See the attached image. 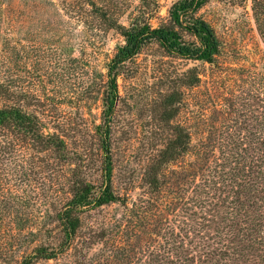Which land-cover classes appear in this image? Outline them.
Instances as JSON below:
<instances>
[{"label":"rangeland","instance_id":"rangeland-1","mask_svg":"<svg viewBox=\"0 0 264 264\" xmlns=\"http://www.w3.org/2000/svg\"><path fill=\"white\" fill-rule=\"evenodd\" d=\"M89 1L0 0V83L15 94L10 104L36 114L46 132L64 139L71 156L84 157V177L100 187L103 152L97 128L103 123L106 67L124 38L115 30L94 37V31L78 23L87 20ZM93 1L113 5L117 19L125 26L141 5L139 0ZM157 1L159 10L151 19L154 28L168 21L169 9L178 0ZM256 3L259 0H210L200 10L199 15L212 25L221 42V54L214 65L166 57L157 43L134 59L118 79L120 97L112 116L114 189L118 195L128 196L129 209L134 210L130 213L117 203L87 212L83 215V240H94L105 229L107 237L102 244L99 241L94 248L85 247L86 257L72 251L36 264H75V260L91 264L90 259L102 246L124 247L133 257L155 238L147 225L152 222L157 200L168 215L173 214L175 205L181 213L177 193L182 185L177 179L182 183L191 174L199 178L203 164H212L220 156V146L246 126L252 109L259 116L263 113L264 10L256 12ZM77 34L80 41L75 39ZM193 67L201 81L197 87H181L182 107L169 123L164 94L176 76ZM7 103L0 98V107ZM175 124L191 132L193 148L168 165L164 173L169 184L161 194L152 196L156 200L142 204L144 168L163 147ZM59 159L51 163L52 168L39 165L37 174L30 164L17 167L15 177L9 176L6 183L21 200L10 205L0 198V264H19L23 257L34 255L42 243H57L55 215L65 201L74 168ZM141 225L147 227L145 232Z\"/></svg>","mask_w":264,"mask_h":264},{"label":"trees","instance_id":"trees-1","mask_svg":"<svg viewBox=\"0 0 264 264\" xmlns=\"http://www.w3.org/2000/svg\"><path fill=\"white\" fill-rule=\"evenodd\" d=\"M139 1L140 8L129 26L120 23L113 5L106 1L101 4L93 0L87 2L90 7L87 20L85 23L78 21L94 31V37L115 30L124 38V43L116 48L106 67L103 123L97 128L103 152L104 180L100 187L84 177V157L79 154L71 156L64 139L55 132H46L36 114L10 104L15 94L9 86L0 83V98L8 102L0 107L2 201L14 205L21 200L6 183L10 181V175L15 177L17 167L31 164L36 173L39 165L52 168L51 163L59 158L74 165L65 201L55 215L59 229L57 243H42L35 248L34 255L23 257L19 264L57 260L72 251L86 257L83 249L94 248L99 241L102 244L107 231L102 229L94 240H83V215L117 203L129 209L128 196L118 195L113 184L112 116L120 97L118 79L130 69L134 59L154 43L166 57L189 62L214 65L221 54V42L215 29L199 15L210 0L174 2L169 9L168 21L156 28L151 19L159 10L158 1ZM260 8L264 10V0L254 6L256 12ZM75 39L81 40L79 34ZM173 81L174 85L163 97L164 113L169 123L182 107L184 93L181 87H197L201 79L197 68L193 67ZM262 109L261 116L252 109L254 113L246 126L241 127L237 137L220 146V156L215 157L212 164H203V174L199 178L191 174L192 177L182 183L177 179L176 183L182 185L177 193L181 213L177 212L175 205L173 214L168 215L164 204L156 201L152 222L147 225L152 227L149 234L154 239L150 238L133 257L128 256L129 250L124 247H99L90 259L91 264H264V106ZM245 131L247 134L243 135ZM192 148L191 132L181 124L172 125L171 135L144 168L142 204L156 200L152 196L161 194L169 184L164 173L168 165ZM129 210L132 213L134 209ZM180 218H183L182 224ZM147 227L141 225L142 232ZM75 264L80 262L75 260Z\"/></svg>","mask_w":264,"mask_h":264}]
</instances>
